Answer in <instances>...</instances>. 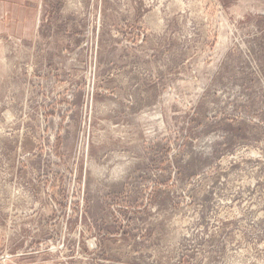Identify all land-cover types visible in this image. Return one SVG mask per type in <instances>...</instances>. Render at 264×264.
<instances>
[{"label": "rangeland", "instance_id": "obj_1", "mask_svg": "<svg viewBox=\"0 0 264 264\" xmlns=\"http://www.w3.org/2000/svg\"><path fill=\"white\" fill-rule=\"evenodd\" d=\"M7 7L0 264H264V0Z\"/></svg>", "mask_w": 264, "mask_h": 264}, {"label": "crops", "instance_id": "obj_2", "mask_svg": "<svg viewBox=\"0 0 264 264\" xmlns=\"http://www.w3.org/2000/svg\"><path fill=\"white\" fill-rule=\"evenodd\" d=\"M7 2H8V0H0V15L1 14L4 15L5 11L8 9Z\"/></svg>", "mask_w": 264, "mask_h": 264}]
</instances>
